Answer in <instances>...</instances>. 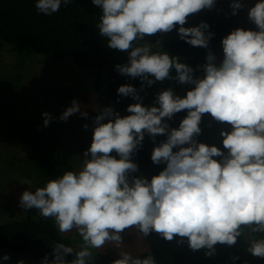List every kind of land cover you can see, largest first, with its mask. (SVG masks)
<instances>
[{
    "label": "clouds",
    "instance_id": "clouds-1",
    "mask_svg": "<svg viewBox=\"0 0 264 264\" xmlns=\"http://www.w3.org/2000/svg\"><path fill=\"white\" fill-rule=\"evenodd\" d=\"M72 2L35 0V8L51 16ZM91 2L100 9L96 29L107 47L128 53L115 70L141 83L139 89L132 83L117 88L118 96L135 101L127 106V115L106 106L93 118L82 166L22 192L19 206L24 211L36 209L60 233L75 230L82 238L76 247L55 242L40 264H91L92 249L108 242L122 249L125 230L186 242L192 251L204 249L207 257L216 254L217 244L238 246L243 239L247 253L264 259V0L250 5L230 0L231 14L246 8V23L254 27H235L224 35L219 60L209 48L215 35L209 23L185 26L190 15L215 7L217 0ZM174 29L187 44L208 49L206 62L197 65L203 75L196 76V68L163 51L159 41L146 39ZM164 80L174 81L184 94L164 88L153 104L145 105L141 91ZM185 110L178 127H171L168 121ZM77 112L89 115L73 99L59 119L66 121ZM206 113L222 125L223 148L199 139ZM42 115L46 127L52 117ZM146 134L153 140L151 161L164 165L151 178L138 174L133 158ZM158 136L166 139L157 143ZM0 259L6 262L10 256ZM231 259L235 264L240 257ZM112 264L158 262L152 253L141 257L121 250Z\"/></svg>",
    "mask_w": 264,
    "mask_h": 264
},
{
    "label": "trees",
    "instance_id": "trees-1",
    "mask_svg": "<svg viewBox=\"0 0 264 264\" xmlns=\"http://www.w3.org/2000/svg\"><path fill=\"white\" fill-rule=\"evenodd\" d=\"M99 14L100 9L94 6L91 0H73L69 6L62 5L60 11L51 16L38 13L35 0H0V42L26 50L27 53L40 52L57 61L70 59L88 76L101 110L111 106L122 116L127 115V106L135 101L131 97L118 96L117 88L121 84L132 83L139 89L141 82L139 78L130 79L115 70L116 64L127 61L128 53L107 47L105 40L100 37L96 29ZM202 20L207 21L210 30L215 33L209 48L221 42V38L235 27H254L246 23L247 16L232 18L226 13L207 8L190 15L185 26H194ZM155 35L164 36L161 43L162 50L170 54L182 48H201L193 47L181 40L175 29ZM178 57L194 68L199 61L195 55ZM164 81L165 83L167 81V88L172 87L181 95L184 94L174 81ZM184 87L189 88L191 85ZM144 91H141V95ZM186 114V110L176 113L173 119L168 121L169 125L178 127L179 121ZM21 115L26 116L27 112H2L0 130H7L10 135H14L13 125L17 122L16 118ZM207 115L204 114L201 121L202 134L199 139L203 142H206L205 137L212 127L209 126L211 124ZM163 139L166 137L158 136L156 142ZM215 144L223 148L220 141ZM152 148L153 140L146 134L143 146L133 157L138 164V174L142 173L149 178L158 174L164 167L151 161ZM46 172L50 175L54 174L50 165ZM142 238L147 249L137 255L143 257L152 253L158 264H233L231 258L237 255L240 260L235 264H242L244 260L249 261L250 264H264V259L253 258L245 251L246 245L243 239L239 241L238 246L217 244L216 254L207 257L204 249L192 251L186 242L167 241L154 232L149 237L142 236ZM55 242H63L74 247L72 239L60 233L54 221L51 218H43L36 209L27 210L21 218L0 221V248L24 254L36 264H40L45 253L51 254V246ZM71 258L72 255L69 254L67 259Z\"/></svg>",
    "mask_w": 264,
    "mask_h": 264
},
{
    "label": "rangeland",
    "instance_id": "rangeland-1",
    "mask_svg": "<svg viewBox=\"0 0 264 264\" xmlns=\"http://www.w3.org/2000/svg\"><path fill=\"white\" fill-rule=\"evenodd\" d=\"M244 2L250 5L255 0ZM229 5L230 0H217L211 10L226 13L232 18L247 16L246 8L233 16ZM163 37L153 35L146 39L161 44ZM210 49L218 60L222 58L221 42ZM207 51L204 48H182L171 54L195 55L199 59L197 65H202L206 62ZM197 65L195 75L201 76L203 71ZM166 83L157 81L151 87H146L142 95L143 103L153 104L156 93L167 88ZM73 99L80 103L81 111H87L89 115L83 117L77 112L66 121L60 120L61 113L71 106ZM100 110L88 76L70 59L57 61L40 52L27 53L26 50L0 42V116L2 112H27L26 116L16 118L14 135H10L7 130H0V221L21 218L26 214L27 211L19 206V199L29 185L35 190L63 171L82 166L81 155L90 146L93 118ZM44 112L50 113L52 117L46 127L43 124ZM207 116L212 127L205 141L217 143L220 141L219 129L222 125L214 121L210 114ZM85 124L88 125L87 129L83 127ZM48 165L53 175L46 172ZM63 234L72 239L74 247L82 243V238L75 230ZM122 235V249L112 242L100 249H92L91 264H112L121 250L137 255L147 249L141 234L125 230ZM4 254H8L10 259L6 262L0 259V264H17L19 260L25 264H36L24 254L0 248V258Z\"/></svg>",
    "mask_w": 264,
    "mask_h": 264
}]
</instances>
